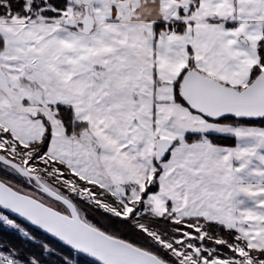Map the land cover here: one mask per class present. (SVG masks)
Listing matches in <instances>:
<instances>
[{"label":"snow or ice","instance_id":"1","mask_svg":"<svg viewBox=\"0 0 264 264\" xmlns=\"http://www.w3.org/2000/svg\"><path fill=\"white\" fill-rule=\"evenodd\" d=\"M0 264H264V0H0Z\"/></svg>","mask_w":264,"mask_h":264}]
</instances>
